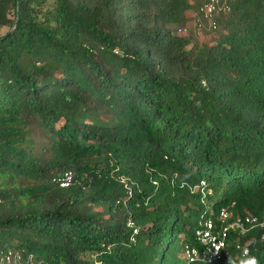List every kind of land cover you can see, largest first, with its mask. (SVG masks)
<instances>
[{
    "label": "trees",
    "instance_id": "1",
    "mask_svg": "<svg viewBox=\"0 0 264 264\" xmlns=\"http://www.w3.org/2000/svg\"><path fill=\"white\" fill-rule=\"evenodd\" d=\"M204 2L0 0V264H189L202 223L263 219L264 0L211 44ZM252 259L264 226L214 264Z\"/></svg>",
    "mask_w": 264,
    "mask_h": 264
},
{
    "label": "built area",
    "instance_id": "2",
    "mask_svg": "<svg viewBox=\"0 0 264 264\" xmlns=\"http://www.w3.org/2000/svg\"><path fill=\"white\" fill-rule=\"evenodd\" d=\"M229 9L227 0H206L198 8L195 15V22L197 26H204L205 23L209 26L210 30H216L217 25L214 21V17L221 11H227ZM72 175L66 173L64 178L59 182L61 188L67 187L71 183ZM230 212L222 209L219 213L220 219L226 221ZM264 217L259 219L257 217H246L243 221L239 220L228 227L215 232L214 226L211 221H206L201 224L200 228L195 231V238L198 242V247H185V257L188 263L200 262L203 264H214L219 261L226 251V240L228 231L238 230L241 234H244L248 227H263ZM137 230L134 229L135 234ZM248 254L247 249L241 250V256L244 257Z\"/></svg>",
    "mask_w": 264,
    "mask_h": 264
},
{
    "label": "rangeland",
    "instance_id": "3",
    "mask_svg": "<svg viewBox=\"0 0 264 264\" xmlns=\"http://www.w3.org/2000/svg\"><path fill=\"white\" fill-rule=\"evenodd\" d=\"M188 31H191L192 33L196 32L198 40H203L207 42L208 44H211L212 42L219 40L220 37H222L223 33L221 28L217 30H210L208 25H204L201 27L195 28L194 26H191L187 29ZM6 30L4 28L0 29V35H2Z\"/></svg>",
    "mask_w": 264,
    "mask_h": 264
},
{
    "label": "clouds",
    "instance_id": "4",
    "mask_svg": "<svg viewBox=\"0 0 264 264\" xmlns=\"http://www.w3.org/2000/svg\"><path fill=\"white\" fill-rule=\"evenodd\" d=\"M248 264H256V261L254 259L250 260Z\"/></svg>",
    "mask_w": 264,
    "mask_h": 264
}]
</instances>
